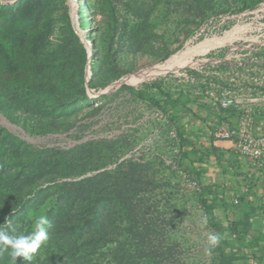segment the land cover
Returning <instances> with one entry per match:
<instances>
[{
	"label": "trees",
	"instance_id": "trees-1",
	"mask_svg": "<svg viewBox=\"0 0 264 264\" xmlns=\"http://www.w3.org/2000/svg\"><path fill=\"white\" fill-rule=\"evenodd\" d=\"M261 1L233 0L232 5L235 12H242ZM65 3L0 0V120L3 117L32 137L75 138L91 129L94 122L83 119L99 106H94L88 89L104 88L132 73L136 61L144 57L167 60L182 46L180 34L189 38L208 19L228 11L218 12L215 0H103L102 26L89 37L93 56L87 82L88 48ZM89 4L95 9L86 0L79 11L83 27L90 25L83 16ZM187 71L204 84L198 70ZM152 89L162 100L152 99ZM118 91L155 113L174 107L172 94L194 97L191 89L170 90L162 80L137 88L124 85ZM112 96L104 94L98 100ZM166 121L160 128L163 139L178 147L172 166L197 183V203L208 224L221 234L210 198L217 199L218 191L203 187L199 172L181 168L191 162L195 148L181 138L172 139L173 123ZM135 145L123 133L70 147L38 146L0 124V228L28 234L35 216L45 215L49 221L45 226L49 239L33 261L13 260L6 252L0 264H186L175 259L177 246H163L162 225L172 219L164 220L158 210L156 190L162 180L155 162L143 156L123 159ZM240 226L232 224V233L237 235ZM239 261L242 258L225 253L220 242L212 264Z\"/></svg>",
	"mask_w": 264,
	"mask_h": 264
},
{
	"label": "rangeland",
	"instance_id": "rangeland-1",
	"mask_svg": "<svg viewBox=\"0 0 264 264\" xmlns=\"http://www.w3.org/2000/svg\"><path fill=\"white\" fill-rule=\"evenodd\" d=\"M90 1L96 10L89 4L83 15L90 23L88 27L81 25L79 14L81 4L84 5L86 0H66L65 3L76 33L91 45L92 55H89L88 64L93 56L92 41L89 37H95L94 32L97 27L102 26L104 19L101 15L103 0ZM215 3L218 12L223 9L228 11L208 19L195 29L189 38L185 39L184 35L180 34L179 38L183 44L175 54L163 62L153 61L147 57L139 59L132 73L104 87L106 89L108 86H116L110 93L105 94L113 95L112 97L100 99L98 110L95 112L90 110L91 113L84 117L83 122H94L91 129L85 130L75 138L34 137L38 139L35 142L38 146L46 144L70 147L92 138L114 139L123 133L129 135V139L134 140L136 145L123 159L143 156L147 161L155 162V169L162 180L161 187L156 190L158 210L164 220L172 219L162 225V232L165 234V237H162L165 239L163 246L164 248L168 245L177 246L175 259L186 264H212L217 249L216 247L211 255L205 254L206 235L215 231L208 224L194 196V191L198 190L196 182L186 174H178L175 172L177 168L172 166L178 147L167 145L163 139L162 130L167 121L148 108V105L138 103L127 92L118 90L124 85L137 88L145 83L162 80L165 87L170 90L189 88L194 92V98L203 100L207 97V92H217L221 89L235 91L243 85L251 86V82L243 79L242 75H247L251 71L254 74V70L256 71L252 65H255L253 60L258 56L249 53L250 45L254 47L264 44V0L256 7L242 12H235L237 7L232 5L233 0H215ZM210 41L213 47L207 49L206 43ZM178 45L180 43L174 46ZM233 48L235 50L231 51ZM228 54L231 60L227 65L219 64L218 61ZM240 63H246V66H241ZM187 70H198L204 77V84L199 85L197 76L193 75L195 81L186 82L181 74H190ZM257 70L260 73L264 72V62L257 66ZM87 75L89 77L90 72ZM207 78L210 82H206ZM120 81V85H115ZM104 88L94 90L98 93L100 90L104 91ZM169 136L175 139L174 133L170 132ZM113 167L115 165L109 168ZM166 236L169 238L168 241Z\"/></svg>",
	"mask_w": 264,
	"mask_h": 264
},
{
	"label": "crops",
	"instance_id": "crops-1",
	"mask_svg": "<svg viewBox=\"0 0 264 264\" xmlns=\"http://www.w3.org/2000/svg\"><path fill=\"white\" fill-rule=\"evenodd\" d=\"M262 45L255 48L250 45L249 50L255 49L258 53L255 56L264 57ZM206 47H213L211 41ZM258 65H252L256 68L254 74L251 71L242 75L251 86L243 85L234 91L239 104L231 109L221 108L206 98L188 100L172 94L174 107L158 113L173 123L171 132L175 138L195 148L191 162L181 168H188L193 174L199 172L200 184L218 191L217 199L214 195L210 197L215 207L214 221L222 227L224 252L242 258L237 264H264V169L251 157L239 155L234 142L219 140L216 133L219 127L236 125L240 117L247 115L252 122V133L256 137L264 136V72H258ZM150 93L152 99L162 100L156 89ZM248 110L251 113H247ZM191 145H185V150L192 151ZM234 223L242 225L237 235L232 233Z\"/></svg>",
	"mask_w": 264,
	"mask_h": 264
},
{
	"label": "built area",
	"instance_id": "built-area-1",
	"mask_svg": "<svg viewBox=\"0 0 264 264\" xmlns=\"http://www.w3.org/2000/svg\"><path fill=\"white\" fill-rule=\"evenodd\" d=\"M260 45V44H259ZM264 46V45H262ZM255 48V47H252ZM235 49H231V51H234ZM255 49L252 51L249 50V53L258 54L257 52H254ZM231 60L230 55H226L222 60H219L218 63L221 65H227V62ZM253 62L256 64H263L264 57H260L258 55L257 59H254ZM246 63H240L239 65L244 66ZM182 77H184L185 81L187 82H194L195 80L187 73L181 74ZM126 79V78H125ZM121 83L116 82L115 85H120ZM114 87L116 86H108L104 91L100 90L98 93L95 92V90L88 89V94L91 99L94 100V106H99V100L98 98L101 95L110 93ZM207 100L213 101L215 105L220 106L224 109H231L235 107L237 104H239L238 98L235 96L234 91L230 89H221L217 92H207ZM247 113H251V111H247ZM247 115H244L243 117H240V120L237 122L236 125H227V126H221L216 136L219 140H230L234 142L236 150L239 155L241 156H247L251 157L256 164L264 169V136L256 137L252 133V122ZM195 186H197V183H195Z\"/></svg>",
	"mask_w": 264,
	"mask_h": 264
},
{
	"label": "clouds",
	"instance_id": "clouds-1",
	"mask_svg": "<svg viewBox=\"0 0 264 264\" xmlns=\"http://www.w3.org/2000/svg\"><path fill=\"white\" fill-rule=\"evenodd\" d=\"M33 219L34 227L28 234H16L15 229L9 231L0 228V256L7 252L11 255L13 260H16L17 257H23L24 260L30 262L35 259V255L38 253L41 245L49 239L45 227L49 225V221L45 215H38ZM223 238L224 237L219 233H207L205 254L211 255L212 251L219 246Z\"/></svg>",
	"mask_w": 264,
	"mask_h": 264
},
{
	"label": "water",
	"instance_id": "water-1",
	"mask_svg": "<svg viewBox=\"0 0 264 264\" xmlns=\"http://www.w3.org/2000/svg\"><path fill=\"white\" fill-rule=\"evenodd\" d=\"M83 39V38H82ZM83 42L86 44L88 51H89V55H92V48L91 45L89 43V41L85 40V38L83 39ZM89 46V47H88ZM90 72V76L88 77L87 75V82H89L90 77H91V67L90 64H88L87 67V73ZM121 83V81L119 82ZM0 124L6 126L12 133L17 134L18 136H20L22 139L31 142V143H35L38 139H35L34 137H31L30 135H28L22 128H20L17 125H14L10 122H8L6 119L1 118L0 120Z\"/></svg>",
	"mask_w": 264,
	"mask_h": 264
}]
</instances>
